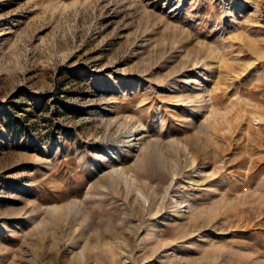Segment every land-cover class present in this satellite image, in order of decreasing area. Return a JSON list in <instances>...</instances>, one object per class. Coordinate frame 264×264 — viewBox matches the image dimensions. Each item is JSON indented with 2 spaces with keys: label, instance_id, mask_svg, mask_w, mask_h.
<instances>
[{
  "label": "rangeland",
  "instance_id": "obj_1",
  "mask_svg": "<svg viewBox=\"0 0 264 264\" xmlns=\"http://www.w3.org/2000/svg\"><path fill=\"white\" fill-rule=\"evenodd\" d=\"M0 264H264V0H0Z\"/></svg>",
  "mask_w": 264,
  "mask_h": 264
},
{
  "label": "bare ground",
  "instance_id": "obj_2",
  "mask_svg": "<svg viewBox=\"0 0 264 264\" xmlns=\"http://www.w3.org/2000/svg\"><path fill=\"white\" fill-rule=\"evenodd\" d=\"M189 81H193V80H192V79H187V80H185V82H189ZM146 138H147V135L144 134L142 131L138 133L137 140H139V141H141V142H142V141L145 142ZM114 169H116V168H114ZM179 212H180V209H178V208L176 207V209H175V215H178ZM181 214H182V213H181Z\"/></svg>",
  "mask_w": 264,
  "mask_h": 264
}]
</instances>
